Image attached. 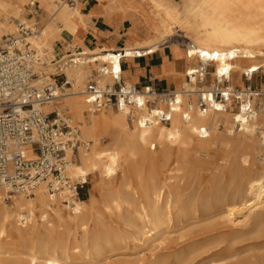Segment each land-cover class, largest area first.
Segmentation results:
<instances>
[{
  "label": "bare ground",
  "instance_id": "obj_1",
  "mask_svg": "<svg viewBox=\"0 0 264 264\" xmlns=\"http://www.w3.org/2000/svg\"><path fill=\"white\" fill-rule=\"evenodd\" d=\"M29 1L0 0V39L16 32V19L23 18ZM38 1L44 25L30 41L53 53L57 40L75 35L65 58L77 53L78 31L87 18L80 4ZM102 1L109 19L121 15L131 22L128 42L121 47L126 59L167 45L183 54L191 69L200 63L213 67L210 84H198L193 77L192 82L182 80L177 91L182 86L207 91L225 78L235 89L234 84L244 86L246 74L250 80L264 71V0ZM176 37L189 42L182 46ZM116 50L84 46L76 55L80 64L64 71L72 82L67 95L44 106L46 112L70 114L78 130L81 143L77 153H68L67 174L87 183L91 178L89 196L67 205L64 192L51 196L43 182L31 194L0 199V264H127L120 255L132 249L138 250L136 264H206L196 262L197 251H207L214 240L166 253L160 251L165 235L176 226L218 215L232 223L242 216L247 222L264 208V155L258 158L261 171L247 173L264 152V93H253L249 109L243 103L235 110L231 99L229 108L205 112L192 97L193 109L187 111L184 101L167 124H145L147 114L137 109L95 111L82 94L85 79L94 67H118ZM99 80L105 83L109 76L102 73ZM217 145L235 146L236 152L213 168L202 154ZM208 172L216 179L207 180ZM234 197L242 203L233 202ZM254 224L263 237L264 217H254Z\"/></svg>",
  "mask_w": 264,
  "mask_h": 264
},
{
  "label": "built area",
  "instance_id": "obj_2",
  "mask_svg": "<svg viewBox=\"0 0 264 264\" xmlns=\"http://www.w3.org/2000/svg\"><path fill=\"white\" fill-rule=\"evenodd\" d=\"M63 1L72 7L79 2ZM29 5L31 19H20L16 32L0 39V199L11 201L15 194H31L45 182L51 196L64 192V202L72 205L73 200L85 193L87 184L67 174L68 153L70 150L77 153L81 143L78 130L68 114L57 110L46 112L44 106L67 95L72 82L64 71L68 65L80 64L76 55L82 50L74 48L77 53L66 59L65 53L56 50L50 53L43 46L36 47L30 37L40 33L42 24L33 13L37 1L30 0ZM115 56L118 67L104 62L102 67L92 68L82 91L84 99L95 111L109 108L129 113L142 111L147 114L145 124L169 123L173 109L184 106V101L187 111L192 110L193 96L199 109L205 112L210 108H229L231 99L240 108L243 103L248 104L249 109L253 93H264V88L257 91L247 87L244 92L233 89L226 78L219 79L207 91H192L185 86L181 91L160 90L153 85L139 88L123 79L122 62L127 57L121 49L115 51ZM209 68L208 64L200 63L197 68L188 69L186 80L192 82L194 77L198 84L203 83ZM102 73L109 76L105 83L99 80ZM245 77L249 80L247 74ZM180 96L185 97L183 102ZM201 135L205 138L208 134L202 129Z\"/></svg>",
  "mask_w": 264,
  "mask_h": 264
},
{
  "label": "rangeland",
  "instance_id": "obj_3",
  "mask_svg": "<svg viewBox=\"0 0 264 264\" xmlns=\"http://www.w3.org/2000/svg\"><path fill=\"white\" fill-rule=\"evenodd\" d=\"M41 11L40 14L42 16ZM24 18H26V12L24 13L23 18L19 19ZM16 22H18L17 19ZM41 24L44 25L43 18L41 19ZM60 42L63 43L64 40H61ZM176 42L183 46L189 41L183 37H176ZM208 71L211 73L213 67L210 66ZM209 73L203 84L211 83L212 78ZM59 79L61 80V78ZM243 81L244 86L234 84L235 88L244 89V87H252L257 91H261L264 88V71L262 70L256 73L250 80H247L244 76ZM193 97L195 99V96ZM260 98H264V95L261 94ZM233 106L235 110L239 109L238 104L234 103ZM256 108H258V105ZM235 152V146L227 147L217 145L209 155L202 154V157L206 159L208 158V165L214 168V166H220L223 164L224 161ZM263 155L264 152H261L257 159L255 158L253 160L254 165L252 166V169L247 171L248 174H255L261 171L262 162L261 160L259 161L258 158ZM204 176L207 180L216 179L211 172L204 173ZM91 187L92 180L89 178L88 183L85 185L84 193L87 197L89 196ZM231 200L238 205L242 203L241 197H234ZM256 216L264 217V208L256 209L254 214L249 215L250 220L247 222H245L242 216H238L240 221L234 220L235 223H232L221 215H218L209 220L193 221L184 227L176 226L165 235L166 240L160 248V251L166 253H178L188 250L193 246L203 245L208 241L207 239H212L214 240V244L211 245L207 251H197L198 257L196 262L199 261L206 264H209L212 261H217L218 264H264V236L262 237L256 232L254 224V217ZM137 251V249L128 250L125 255H120L122 256L121 259L126 260L127 264H136V259L138 258L136 254Z\"/></svg>",
  "mask_w": 264,
  "mask_h": 264
},
{
  "label": "crops",
  "instance_id": "obj_4",
  "mask_svg": "<svg viewBox=\"0 0 264 264\" xmlns=\"http://www.w3.org/2000/svg\"><path fill=\"white\" fill-rule=\"evenodd\" d=\"M33 9L34 16L42 19L40 2L38 0ZM63 1V0H62ZM64 2V1H63ZM29 3V2H28ZM81 12L86 16V26H80L78 31L79 46L94 49L98 46L121 49L129 39L127 34L130 28V20L126 17L117 16L109 19L106 16L102 0H79ZM26 9V18H30L29 9ZM42 12V11H41ZM43 26V25H42ZM4 38V37H3ZM75 35H66L54 44L56 51L65 53L69 42L75 41ZM191 68L190 63L183 54L176 55L170 46H163L153 54L124 59L122 62L123 79L143 88L153 85L160 90H176L182 80L181 74H185Z\"/></svg>",
  "mask_w": 264,
  "mask_h": 264
},
{
  "label": "trees",
  "instance_id": "obj_5",
  "mask_svg": "<svg viewBox=\"0 0 264 264\" xmlns=\"http://www.w3.org/2000/svg\"><path fill=\"white\" fill-rule=\"evenodd\" d=\"M81 198H82V199H87V195L82 194V195H81Z\"/></svg>",
  "mask_w": 264,
  "mask_h": 264
}]
</instances>
